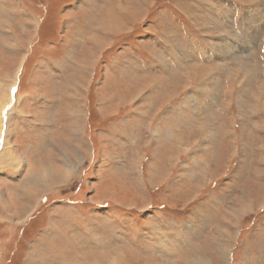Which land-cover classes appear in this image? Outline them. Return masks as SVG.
<instances>
[{
  "label": "rangeland",
  "instance_id": "1",
  "mask_svg": "<svg viewBox=\"0 0 264 264\" xmlns=\"http://www.w3.org/2000/svg\"><path fill=\"white\" fill-rule=\"evenodd\" d=\"M2 3L0 196L11 118L71 104L0 264H264V0Z\"/></svg>",
  "mask_w": 264,
  "mask_h": 264
},
{
  "label": "crops",
  "instance_id": "2",
  "mask_svg": "<svg viewBox=\"0 0 264 264\" xmlns=\"http://www.w3.org/2000/svg\"><path fill=\"white\" fill-rule=\"evenodd\" d=\"M0 1L1 3L3 2L2 4L8 5L9 2L13 0H0ZM57 59L59 61L61 60V58H57ZM52 62H55V60L53 59ZM48 92L50 95H53V96H57V94L59 95L61 94V92L55 93L56 91L52 88H49ZM33 98L34 99L32 100V103H31L32 105L31 113L33 114H29L27 118L23 114L19 115L16 118V120L11 118L10 128L8 131V138H9L8 146L10 145L9 148L11 149V151L16 154L18 153L19 156L13 154L14 161L8 165L9 169L13 171L8 172L9 174H7V179L10 182L9 181L6 182L4 186L5 188L3 191L4 195L3 197L0 196V201L2 202L3 200H5L7 201L6 203H8L9 201V205L12 208L11 209L9 207V210L13 213L15 211L13 210L14 208L13 206H16V210L20 208H24L22 207L24 206L22 204V200L24 199L21 197V194L19 193V191L23 187V185L26 184V181H28L29 170L31 169L39 170L40 168H42L43 164H41V161L39 159V156H40L39 154L40 153L42 154L43 150H44V153L46 152V150L50 152V149H46V148L42 149V145L46 143L47 145H49V147L53 149H54L53 146H55L56 148H59L57 145L58 143L55 144L57 140H54V139L56 138V136L58 138L59 135H61V133L58 132V130L59 128H61L62 120L65 121V118L67 116L66 108L68 107L69 109V106L71 104V100H70L71 98H69L68 95L66 96V94L60 100V98H56L52 96L50 97H46V95L40 96V91H39V94L35 95V97ZM63 99L65 101H63ZM59 100H60V103H57ZM64 102L66 106L65 108H62V104ZM57 104H59V108L56 107ZM54 106L56 107V109L54 108ZM53 110H55L56 114L54 113ZM59 118L61 121L60 124L58 123ZM22 122L23 123L26 122L27 124H23ZM56 129L58 133L56 132ZM42 131L49 132V135L46 138L47 140L45 139L43 140L44 137L42 135L43 134ZM13 132H16V133L14 137L12 136L13 138H11V135ZM38 135L42 137L41 139H39L40 141L38 139H36L38 141H33V139L37 138L36 136ZM29 140L31 142H28ZM10 142H12V144ZM45 183H47V181ZM36 196H37V191H36ZM36 199L37 200L41 199V197L37 196ZM5 207L7 208V205ZM7 215H9V213ZM165 226H168V225L165 224ZM152 234L155 235V232Z\"/></svg>",
  "mask_w": 264,
  "mask_h": 264
},
{
  "label": "bare ground",
  "instance_id": "3",
  "mask_svg": "<svg viewBox=\"0 0 264 264\" xmlns=\"http://www.w3.org/2000/svg\"><path fill=\"white\" fill-rule=\"evenodd\" d=\"M252 23V22H251ZM218 50H220V48H218ZM228 52V51H227ZM227 52H225L223 55H222V57L221 58H223L225 55H226V53ZM234 53V52H233ZM234 55V54H233ZM235 56V55H234ZM224 59V58H223ZM184 72V71H183ZM12 89H13V86L11 87V86H9V87H6L5 85H3V84H0V132L2 133V131H3V129H4V127H3V120H2V116H3V113H4V110H5V108L7 107V108H9L7 105H8V103L11 101V98H12ZM184 105V104H183ZM11 112H12V110L9 108V110H7L6 112H5V115L4 116H6V115H10L11 114ZM3 116V117H4ZM11 116V115H10ZM9 116V117H10ZM7 120V119H6ZM4 121H5V119H4ZM7 126H9V124L7 125ZM6 127V126H5ZM6 131V130H5ZM4 132V131H3ZM1 133H0V136H1ZM5 133V132H4ZM2 142V141H1ZM3 157L5 158V156L3 155ZM43 175V174H42ZM41 175V176H42ZM44 175H45V173H44ZM45 177V176H44ZM54 177V176H53ZM39 178V177H38ZM59 178V177H58ZM157 221V220H156ZM163 221H164V219H163ZM166 222V221H165ZM159 225V224H158ZM169 225V224H168ZM155 226V225H154ZM160 227V226H159ZM170 227V226H169ZM155 228V227H154ZM166 229V228H165ZM155 230V229H154ZM156 230H158L157 228H156ZM167 230V229H166ZM194 230V229H193ZM159 231V230H158ZM157 232V231H156ZM163 232H164V230H163ZM165 233V232H164ZM160 234V233H159ZM166 235V234H165ZM163 239V238H162ZM168 242V241H167ZM161 243H164L163 241H160V244ZM173 243V242H172ZM175 245V244H174ZM164 247V246H163ZM168 251H170V249L168 250H166V252H168ZM225 252V251H224ZM224 252H222L221 254H223ZM171 254V253H170ZM205 261L203 260V259H201V258H199L198 259V261H194L193 263H197V264H203ZM206 263V262H205ZM204 263V264H205ZM206 264H209L208 262L206 263Z\"/></svg>",
  "mask_w": 264,
  "mask_h": 264
}]
</instances>
